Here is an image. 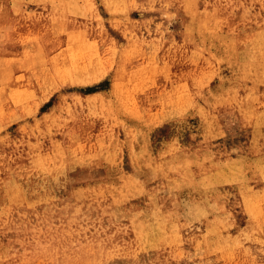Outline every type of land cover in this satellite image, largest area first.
I'll list each match as a JSON object with an SVG mask.
<instances>
[{"label":"rangeland","instance_id":"1","mask_svg":"<svg viewBox=\"0 0 264 264\" xmlns=\"http://www.w3.org/2000/svg\"><path fill=\"white\" fill-rule=\"evenodd\" d=\"M0 264H264V0H0Z\"/></svg>","mask_w":264,"mask_h":264},{"label":"bare ground","instance_id":"2","mask_svg":"<svg viewBox=\"0 0 264 264\" xmlns=\"http://www.w3.org/2000/svg\"><path fill=\"white\" fill-rule=\"evenodd\" d=\"M124 190V189H123ZM125 192V191H124ZM126 193V192H125ZM161 195V194H160ZM170 195V194H169ZM63 196V195H62ZM153 197H155V196H153ZM160 197V196H159ZM152 198V197H151ZM35 201V200H34ZM158 202V201H157ZM154 204V203H153ZM151 205V204H150ZM158 205V204H157ZM152 206V205H151ZM154 209V208H153ZM113 216V215H112ZM114 218H116V217H114ZM119 222V221H118ZM117 223V222H116ZM53 224V223H52ZM93 224V223H92ZM142 226V225H141ZM145 226V225H144ZM121 228V227H120ZM133 229V228H132ZM139 229H141V227L139 228ZM136 232V231H135ZM138 232V231H137ZM112 235V234H111ZM138 235V234H137ZM140 235V234H139ZM136 236V235H135ZM141 237H142V235H141ZM140 237V238H141ZM145 240H147V239H145ZM139 242H140V240H139ZM142 242V241H141ZM74 244V243H73ZM144 244V243H143Z\"/></svg>","mask_w":264,"mask_h":264}]
</instances>
